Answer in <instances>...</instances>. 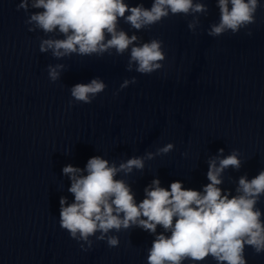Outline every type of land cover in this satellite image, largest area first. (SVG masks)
Here are the masks:
<instances>
[{
	"label": "water",
	"instance_id": "obj_1",
	"mask_svg": "<svg viewBox=\"0 0 264 264\" xmlns=\"http://www.w3.org/2000/svg\"><path fill=\"white\" fill-rule=\"evenodd\" d=\"M143 2L150 7L152 0ZM205 2L209 12L195 33L187 27L192 17L183 15L136 32L143 41L161 39L166 53L161 70L142 75L126 70L127 54L57 60L40 53L44 33L27 30L19 0H0V264H147L153 236L139 228L112 233L118 247L93 237L84 251L60 227L59 199L73 200L62 174L67 164L84 168L95 155L119 163L173 143L142 173L124 177L138 202L154 178L163 187L179 180L202 191L207 161L220 148L224 155L238 149L243 161L239 171L226 170L224 189L234 192L241 175L264 169V0L255 24L219 37L207 35L219 20L216 0ZM120 27L135 31L123 20ZM57 63L66 68L53 83L47 65ZM133 76L137 82L120 90ZM97 77L104 92L69 106V89ZM258 207L264 210V198ZM245 255L248 264H264V254L246 248Z\"/></svg>",
	"mask_w": 264,
	"mask_h": 264
},
{
	"label": "clouds",
	"instance_id": "obj_2",
	"mask_svg": "<svg viewBox=\"0 0 264 264\" xmlns=\"http://www.w3.org/2000/svg\"><path fill=\"white\" fill-rule=\"evenodd\" d=\"M216 6L219 20L209 26L210 37L248 29L256 23L262 4L261 0H216ZM20 10L27 16V30L42 31L46 37L40 39V53L50 52L57 60L73 55L99 58L127 54L126 70L142 75L161 70L166 53L161 39L143 41L136 32L150 30L170 16L183 15L192 17L187 27L195 33L200 16L209 12L205 0H152L150 7H145L143 0L134 6L128 0H19ZM121 20L135 30L131 35L120 27ZM65 68L63 63L48 64L49 80H59ZM136 82L135 76L125 79L120 90ZM106 87L99 77L73 85L69 106L73 101L91 104ZM174 147L167 143L155 152L119 163L95 155L84 168L65 165L62 174L70 180L67 191L73 200L69 202L66 196L59 199L60 227L84 251L92 248L93 237L110 248L118 247L119 237L112 233L139 228L153 236L147 264H202L209 257L215 264H248L246 248L264 254V210L258 207L264 198V169L252 178L241 175L234 192L221 187L226 170L239 171L243 165L238 149L224 155L220 148L209 157L208 183L202 191L185 188L179 180L163 187L160 179L154 178L144 188L143 199L136 200L124 177L134 171L142 173L147 161L170 153ZM158 228L162 230L158 232Z\"/></svg>",
	"mask_w": 264,
	"mask_h": 264
}]
</instances>
